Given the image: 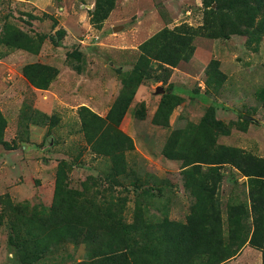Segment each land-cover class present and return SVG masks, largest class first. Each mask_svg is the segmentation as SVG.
<instances>
[{
  "label": "rangeland",
  "instance_id": "1",
  "mask_svg": "<svg viewBox=\"0 0 264 264\" xmlns=\"http://www.w3.org/2000/svg\"><path fill=\"white\" fill-rule=\"evenodd\" d=\"M204 18L201 0H0V264H80L133 240L152 264L155 239L200 229L217 201L224 233L241 232L219 264H264L250 243L264 36L240 21L242 34L194 36ZM120 217L140 229L120 225L126 243L110 237Z\"/></svg>",
  "mask_w": 264,
  "mask_h": 264
},
{
  "label": "trees",
  "instance_id": "2",
  "mask_svg": "<svg viewBox=\"0 0 264 264\" xmlns=\"http://www.w3.org/2000/svg\"><path fill=\"white\" fill-rule=\"evenodd\" d=\"M201 2L204 8L205 18L202 25L193 29L192 34L194 36L200 35L204 37L218 38L221 36L227 37V35L236 32L242 34L243 29L239 30L237 26V22L239 21L242 22V25L245 28H248L249 26L256 29V32H258L256 40L259 41L261 37L264 36V0H201ZM255 20H257V25L255 24ZM193 35H188L186 37L190 36V38H192ZM185 39L189 40V38ZM184 43L187 45L186 41ZM148 44L149 43L147 42L144 46L146 47ZM192 50L193 47H189L186 54H182L181 50H179L176 54L177 56L172 61L176 62L179 57H189ZM143 58L146 57L143 56ZM135 70L138 71L139 78H150V75L146 74L144 71L142 72L140 68L137 67ZM118 102H120V100H118ZM118 104L119 103L115 104V106H118ZM123 111L124 107L121 108L119 116L123 114ZM254 173L255 174L245 173V175L250 177L261 176L257 170H255ZM219 206V201L212 204V209H214L215 214L213 216L209 214L205 218L206 223L200 226V229L198 230L188 227V225L172 223L174 230L166 229V231L162 233L163 237L160 236L155 239V241L167 244V246L172 243L173 246L170 250H167V246H165L166 248L164 247L165 249L162 253H155L152 264H189L190 259H196V256H205L209 258V264H219L233 256L234 252L232 246L238 235L240 237L241 232L237 231L234 227L232 229L230 226L227 233H224L221 224ZM117 210L120 213V209ZM257 216H259V218H257ZM255 217L254 231L250 237V243L263 250L264 260V216H260V212L255 211ZM230 220L231 218L228 217L229 223ZM237 222L238 220H236V223ZM113 223H116L118 227L116 235L110 234V237L114 238V242H116L117 236L118 243H120V241L126 243L125 238H119L118 234L120 232V225L125 235L132 232L138 233V231H140L135 223L129 224L127 227L124 226L121 217ZM157 233L161 234L160 232ZM143 238L145 239V237ZM146 238L147 239H145L143 244H147L149 241H154L149 235ZM133 241L134 244L123 248H120V245L113 247L106 243L103 245V248L105 249L104 255L99 254L97 255V260H88L80 264H150L148 262V255L149 253L153 254V252L142 250L138 243L135 240ZM145 254H147L146 259L144 258ZM99 258L103 259L98 260Z\"/></svg>",
  "mask_w": 264,
  "mask_h": 264
}]
</instances>
